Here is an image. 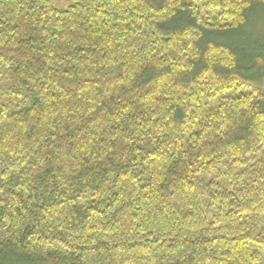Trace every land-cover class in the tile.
Instances as JSON below:
<instances>
[{"label":"trees","instance_id":"1","mask_svg":"<svg viewBox=\"0 0 264 264\" xmlns=\"http://www.w3.org/2000/svg\"><path fill=\"white\" fill-rule=\"evenodd\" d=\"M71 1L0 0V264H264V0Z\"/></svg>","mask_w":264,"mask_h":264},{"label":"rangeland","instance_id":"2","mask_svg":"<svg viewBox=\"0 0 264 264\" xmlns=\"http://www.w3.org/2000/svg\"><path fill=\"white\" fill-rule=\"evenodd\" d=\"M195 2L200 6L199 0H196ZM50 4L52 7H54L57 10H66L73 4V2L71 0H50ZM255 13H256V16L258 19V20L257 19L256 20L259 22L257 23L256 27H254V28H252V26L255 23L249 22L250 25L248 24L247 27H248L249 32L252 33L253 41L259 38L260 40L263 41L262 43H264V14H262L258 11H255ZM261 19H263V22ZM254 42H256V41H254Z\"/></svg>","mask_w":264,"mask_h":264}]
</instances>
